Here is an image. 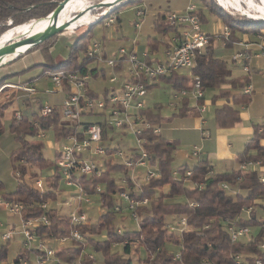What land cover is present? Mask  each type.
<instances>
[{
	"label": "trees",
	"instance_id": "trees-1",
	"mask_svg": "<svg viewBox=\"0 0 264 264\" xmlns=\"http://www.w3.org/2000/svg\"><path fill=\"white\" fill-rule=\"evenodd\" d=\"M58 1L61 0H0V37L9 30V27L12 29V27L24 26L34 22V19L45 17L51 13L56 6L55 2ZM135 1L137 0H128L125 4ZM196 1L201 2L209 11L215 13L227 26L229 37L228 40L223 41L225 47H230L240 41L238 36H254L264 31V21L246 18L247 16L234 17L223 14L220 9L212 7L209 0ZM121 6L113 8L110 12L117 16L116 20H119L118 13ZM102 11L101 8L97 12L102 13ZM195 12L201 22V9L195 10ZM91 15L94 14L91 13ZM98 16L100 15L95 16V19ZM94 25L84 26L86 28L81 30L70 46L67 59L53 66H48L45 62L41 64L45 68L51 67L49 74L59 70L87 72L91 61L81 58L80 54L87 48L85 42L90 38L89 33ZM154 25L155 31L160 34L166 35L178 31L170 25L162 27L159 25L158 19ZM78 27L76 26L75 29ZM217 36L223 40V32L217 33L215 37L210 35V41L204 51L196 55L195 65L189 69V75L173 73L158 79L165 80L172 84L176 90H180L191 88L193 77L197 76L203 90H216L217 94L213 95L212 100L216 101L224 97L225 103L215 109L214 122L217 127L225 130L240 122L238 107L247 105L251 100L250 94L243 92L250 81L248 74L232 77L227 68V61L214 56L212 43L213 38ZM53 37L37 45L38 47L36 46L43 60L49 58V48ZM146 43L152 52H158L159 45H169V42L156 37H147ZM80 51L82 52L79 53ZM119 67L116 66L115 70ZM45 68L36 77L49 75ZM96 72L97 69L91 70L92 75H95ZM9 75L11 74L7 76ZM142 83L146 89L156 85L149 84L144 79ZM4 90L6 88H2L0 93L5 92ZM88 96L95 97L91 92H88ZM26 101L28 102V99ZM7 104L8 102L0 104V118L3 116V110ZM140 114L144 121L150 125V127L144 128L140 134L142 148L146 153L151 154L152 159L149 165L157 172V176L148 182L142 181L140 189L137 190L134 182L130 179V169L113 162L111 157L103 160V169L98 174L78 176L75 179L76 182L87 194L98 196L101 204L99 207L106 209L96 221L75 227L85 239L83 244L72 239L69 235L74 227L67 215L59 213L55 207L48 209L41 207L48 200L56 199V194L60 191L61 177L54 162L43 156V143L38 141L35 135L39 128L44 131L52 129L54 142H58L75 133L74 129L66 127L67 122L60 118L56 109L47 117H38L36 113L32 112H29L28 115L24 111L21 112L19 120L11 116L9 129L16 142V147L11 154V164L17 180V187L14 192L0 197L3 200L23 205L21 211L23 219H35L46 215L50 225L49 227L39 226L36 229L38 233L49 232L53 238L68 239L69 243L66 246L55 249V258L58 261L53 264H96L95 257L93 256L94 259H91L89 253L86 252L88 247L101 257L99 264H237L236 256L240 257L239 264H256L258 260L260 264H264V253L256 249V242L264 236L262 228L264 214L259 212L264 213V184L259 181L256 172H245L239 169L240 164L249 161H260L264 165V125H254L251 138L245 143L242 152L236 155L237 167L229 172L217 173L213 171V166L206 158L198 159L193 167L188 164L174 167L173 156L177 142L162 138L160 134H155L153 131L155 127L160 126L161 117L158 111L144 109V111H140ZM34 122L38 123V128L34 126ZM1 130L0 126V133ZM108 134L107 129L103 130L102 141L110 137ZM115 149L117 147L106 146V151L109 154ZM53 154V158H55L57 154L55 152ZM136 159L135 156L134 160ZM33 167H37L40 171H47L45 177L47 188L44 192L40 193L33 189L31 180L26 183L25 176L29 175L28 169ZM51 170L53 173L50 172ZM188 171H190L189 176L186 175ZM211 171L213 174H210ZM118 175L120 179L116 178ZM239 176H241L240 180H238ZM122 180L125 183H122ZM186 181L192 185H186ZM222 182L229 185L234 194L224 190L220 186ZM99 184H103L105 189L100 188L97 192L96 187ZM200 184L201 188L198 187ZM121 192H126L136 201L147 200V204L135 209L139 218L136 229L131 230L123 226L118 232L120 221L116 226L114 220L121 213V205L119 198L115 202L113 196L115 194L120 196ZM179 196L184 198L183 202L172 201ZM257 206L259 209H256ZM247 207H252L249 218L242 216L243 210ZM182 217L186 220L187 228L180 235L168 230L167 224ZM225 220L241 228L256 227L257 231L251 232L248 240L232 241L222 224V221ZM103 230L106 232L102 239L95 240V236L101 235ZM133 242L136 244L135 248L132 246ZM168 244L179 246L176 258V254L168 249ZM114 245L122 246L121 254L111 251ZM7 247L8 243L0 245V264L8 262ZM141 249L144 252L143 259L139 256ZM31 254L32 251L22 248L18 251V256L24 259H29ZM132 254L136 258H133Z\"/></svg>",
	"mask_w": 264,
	"mask_h": 264
},
{
	"label": "built area",
	"instance_id": "built-area-1",
	"mask_svg": "<svg viewBox=\"0 0 264 264\" xmlns=\"http://www.w3.org/2000/svg\"><path fill=\"white\" fill-rule=\"evenodd\" d=\"M111 12V11H110ZM110 12L103 14L98 13L97 23L100 20H105L106 26H113L118 20L117 16L110 14ZM103 14V15H102ZM146 18V12L141 7L135 9V21L134 28L141 32L142 26ZM169 22L170 26L175 27L178 30L176 33L172 32L169 45L163 50L165 54V62L158 61L156 57L153 58V53L148 48L141 49L139 51L138 44L135 39L130 40L121 45L116 50L117 52H111L108 56L105 50L104 40L93 41L91 47L85 48V51L81 54V58H87L91 63L87 67L86 73L81 72H67L65 70H59L50 73L49 76L53 82L54 88L64 93L63 108L64 119L67 122L66 127L74 129V134L63 138L61 141L54 142L52 145L53 153L57 156L53 162L61 177V182L66 184H73L76 186V192L72 196L71 200L63 203H58L60 207L65 205L68 207V211H61L57 207L59 213H64L70 220L72 227H74L69 234L72 239L81 242H85L83 235L75 229L80 225H87L91 223V219L86 215L82 209V201L85 203L91 202V195L87 194L82 187L76 182V178L80 175L90 176L95 173H99L103 169V160L111 157L113 162H117L130 169V179L134 182L137 190H139L141 182H148L151 178L157 176V172L151 167L150 160L151 154L146 153L142 148V138L140 134L144 128L150 127L148 123L144 121V118L140 114L144 106L143 97L146 93V87L143 85L144 79L149 84H155V81L159 77L170 76L173 73H177L178 70H189L195 65V58L198 53L204 51L208 42L210 41V35L213 37L216 34L204 33L201 30V22L199 16L195 12L194 5L187 4L183 13L170 12L164 17ZM86 26V25H83ZM223 29V41L228 40L229 31L227 26L224 25ZM220 38V36H217ZM214 39V38H213ZM240 48L233 53L231 61L239 64L245 72L249 71V62L252 57L248 43L244 41L236 42ZM115 50V51H116ZM264 54V53H263ZM107 63L110 68L114 69L116 66H120L116 71L123 70L125 67V74L120 76L119 80H116L113 76L109 78V81L116 83V86H112L110 89H106L102 97H89L88 96V84L92 79H95L99 75L104 74V68L99 67L101 63ZM153 63H156L154 65ZM97 69L95 75L91 74V70ZM31 82V81H28ZM17 86L20 93H24V96L29 95L33 89L27 84V82L14 84ZM3 86L2 88H6ZM66 87V89H64ZM1 88V89H2ZM0 89V90H1ZM243 92L250 94V85H247ZM204 90L201 88L200 79L197 76L193 77V85L189 89H180L174 95L180 97V102L186 96H190L194 100H199L203 97ZM27 97V96H26ZM6 98L8 96L6 95ZM29 99V98H27ZM30 102V101H28ZM106 109L109 112L106 113ZM203 106H200V110L203 111ZM55 107L45 104L39 106L36 114L38 117H47L52 114ZM101 114L104 115V120L98 123L81 122V117L85 115ZM19 120L21 118V112L15 111L13 116ZM35 127H39L37 122H34ZM107 129L110 132H116L119 134H125L126 130H132L135 134V145L128 147L127 152H124L122 147L116 146L117 149L113 150L111 154L107 153L106 147L102 144V132ZM155 134H160V128L155 127L153 129ZM46 131L38 129L35 138L41 140L45 137ZM109 137V134H108ZM111 137L106 140H110ZM132 148V149H131ZM93 155L102 156L98 161L93 159ZM192 156L198 155L196 148L191 151ZM137 157L134 160V157ZM137 167H144L143 173L135 174L134 170ZM241 171L256 172L259 181L264 184V165L260 161H249L242 163L239 166ZM53 173V170L50 171ZM210 174H213L211 171ZM16 175H18L16 173ZM190 175V171L186 173ZM241 176L238 177V180ZM125 183L124 180L121 181ZM31 186L36 191L44 192L47 188L46 181L43 178L31 180ZM186 185L191 186L189 181L185 182ZM220 186L224 188L228 193L234 194L233 189L226 183H220ZM199 188L202 185H198ZM100 190V186L96 187V191ZM59 192H57L58 194ZM56 194V195H57ZM124 201V206L129 211L131 218L136 223L138 222V214L136 207L146 205L147 200L136 201L130 197L126 192H121L119 204ZM42 209H48L50 206L48 202L41 205ZM0 208L8 210L10 213L19 217L21 230L18 232L22 235V242L19 249L32 251L29 259H24L16 256L12 261H8L5 264H45L47 261L53 260L57 262L55 258V247L53 242L59 244L65 243L67 238H53L51 233L43 232L38 233L37 228L39 226L49 227V220L46 215L35 219H23L21 211L23 205L18 202H9L3 200L0 197ZM79 210H78V209ZM119 209V208H118ZM252 207H247L243 210L242 216L249 218ZM224 228L232 241L248 240L251 235V231L248 227H237L228 220L222 221ZM168 230L176 235H180L186 227V220L184 217L167 224ZM264 229V224H262ZM13 231V230H11ZM49 231V230H48ZM121 231V226L118 228V232ZM11 232L1 234V241L8 243L10 240ZM256 249L264 253V236L256 242ZM178 254L175 255V258ZM91 259L92 254H89ZM240 257L236 256V262L239 264ZM79 264V263H75ZM256 264H260L258 260Z\"/></svg>",
	"mask_w": 264,
	"mask_h": 264
},
{
	"label": "rangeland",
	"instance_id": "rangeland-1",
	"mask_svg": "<svg viewBox=\"0 0 264 264\" xmlns=\"http://www.w3.org/2000/svg\"><path fill=\"white\" fill-rule=\"evenodd\" d=\"M99 0H78L71 4V6L58 18V24L61 23V19L69 18L73 12H80L81 10H84L89 4L97 2ZM115 1H112L110 4H113ZM228 1L227 3H225ZM234 1V2H233ZM209 2L212 4V7L215 9H220L223 14H229L234 17H246L243 14H241L239 11H236L235 9H232V7H239L240 10L244 11L243 13L252 15L250 18L254 20H264V0H220V3L225 4L228 9H223L220 7L215 0H209ZM186 4H192L194 5L195 10L199 11L201 9L202 12V20H201V30L204 33L209 34H217L221 30L223 31V22L217 17V15L211 11H209L201 2H198L196 0H137L135 2L127 3L121 6L118 17L119 20L116 22L113 26H106L105 20L100 21V23H97L93 26L92 31L89 33L90 38L85 42L87 47H91L93 41H99L104 40L105 44L108 41H113L114 43L118 41V43H122L125 45L124 41L118 40V37L123 36L128 38V41L131 39H134L136 37L139 38V35L141 34L140 31L135 30L133 24L135 21V9L138 7H141L145 10L146 14L151 15L152 13L155 14L156 19H158L159 25L162 27H166L169 25V22L166 21L163 17L167 16V13L170 12H176V13H183V8ZM240 4V5H238ZM105 8V7H104ZM103 9V8H102ZM250 12H249V11ZM98 11V10H97ZM96 12H93L94 15H88V16H82L78 19L77 22H73L71 24H74V26H79L78 28L74 30H63L56 35H54L51 43V47L49 48V58H45L43 61L48 66L56 65L58 62L65 60L69 57V50L70 46L74 43L75 39L79 35L82 29L86 28L84 24H89L92 20L95 19V16L97 14ZM262 11V12H261ZM248 18V17H246ZM200 19V18H199ZM28 25L15 27L10 29L9 27L7 30L8 32H11V38L8 40H15L16 36H20L21 34H27L28 31ZM73 25H70L71 27ZM46 27V26H44ZM144 27V26H143ZM4 36V33L3 35ZM1 36V37H2ZM0 37V38H1ZM7 40V41H8ZM0 44L3 45L5 42ZM127 43V42H126ZM41 44V43H40ZM39 44V45H40ZM213 51L214 56H226L227 60V66L228 68L233 71L234 74L238 73L239 69L237 68V63L235 65V62L231 61V56L233 55L234 51H232V48H227L223 44V40L221 38H214L213 39ZM38 47V46H37ZM118 48V47H117ZM116 48V49H117ZM163 46L159 45L158 52L153 55V58L156 57L158 61L165 62V54L162 51ZM80 51L79 53H81ZM117 52V50L115 51ZM34 55H41L39 50L33 47L28 52L21 54L20 56L16 57L15 59L11 60L9 63H7L4 66H0V89L3 86H7L5 92L0 93V104L8 102L7 106H5L3 110V116L0 118V126H1V133H0V196L6 195L9 193H12L15 191L17 187V180L15 177V173L13 170V166L11 164V154L13 150L16 147V142L14 140L13 134L10 132L9 129L10 123H11V116H13L15 111H21L23 113H26L29 115V112L37 111L39 106L48 104L57 110L59 116L61 119H64V108H63V97L64 93L60 90L53 89L54 85L49 75H44L40 77H36L40 73V71L45 68L43 66H31L33 64L32 57ZM81 55V54H80ZM110 55V54H109ZM108 55V56H109ZM7 58V56H5ZM32 58V59H31ZM47 59V60H46ZM3 60V59H1ZM156 65V63H153ZM31 66V67H30ZM99 67L104 68V74L99 75L95 79H92L90 83L88 84L89 91L96 95L97 97H102L106 89H110L112 86H116V83H112L109 81V78L113 76L116 80L120 79V76H123L125 72V67L123 70L116 71L109 67V65L105 63L99 64ZM47 73L49 74V71L51 70V67L45 68ZM13 73V74H12ZM179 74L189 75L190 71L187 69H181L178 70ZM8 74H11L7 76ZM6 76V77H5ZM32 82H27V84L30 86L33 91L26 95L28 101H30L31 107L27 108L23 104V99L20 96V90H18L16 82H23L30 78H33ZM3 78V80H2ZM155 86L147 89L146 93L143 97L144 106L142 110L144 109H152L154 112L158 111L159 116L161 117L160 122V134L165 136L167 140H172L177 142L176 148H175V155L178 153H183L188 150H191V148L195 145L196 147L201 144L200 140L203 139L200 135V133L196 130H194L191 122L192 119L189 121L182 120V117L177 116L180 112L181 108V102L180 97H175L174 95L177 93L176 90L172 84H169L165 80L157 79L155 81ZM211 91L208 90L206 92L207 97L210 96ZM6 95L8 98H6ZM189 98V101L193 102V98H191L189 95L186 96ZM264 100V98H262ZM109 112V109H106V113ZM203 115V114H202ZM143 117V116H142ZM208 117L206 113L203 116ZM207 119V118H206ZM104 120V115L101 114H92V115H85L81 117V122H91V123H98L102 122ZM109 136L111 137L110 140L102 141V144L109 148H114L116 146L122 147L124 152H127L128 147H133L135 145V134L132 130H126L125 134H119L110 132ZM207 137V135H205ZM38 140V139H37ZM43 143V156L50 160H54V154L53 150L48 147L49 143H54V136L53 131L47 130L45 133V137L39 140ZM193 149V148H192ZM102 156L100 155H93V159L95 161H98ZM188 163L192 164L196 161V158H189ZM179 163L177 159L173 161V166H177ZM145 170L144 167H137L134 170V175L143 173ZM41 172V173H40ZM29 175L25 176L26 183L27 181L37 179L38 177L45 179L47 176V171H40L37 167H33L28 169L27 172ZM40 174V175H39ZM36 175V176H35ZM34 176V177H33ZM116 178L120 179V176H116ZM100 188L102 190L105 189V186L103 184H99ZM76 192V186L73 184H66L61 182L60 184V191L56 195V199L54 200H48V204L50 207H57L61 211H68V207L65 205L58 206V203H63L67 201V199L72 198V196ZM91 202L85 203L82 201V209L85 211L86 215L91 219L92 222L96 221L100 214L104 211H106L105 208H101L98 196H91ZM120 200V196L118 194H115L113 196V199L115 202ZM172 201L174 202H183L184 198L182 196L174 198ZM124 201L121 203V210L118 214V217L114 220V225H119L121 227L126 226L128 229H136V223L131 218L129 211L126 209V206H124ZM259 209L257 206L256 209ZM78 209V208H77ZM79 210V209H78ZM256 211V210H255ZM261 214H264L263 212L259 211ZM256 227H250V231L253 232ZM13 230V231H11ZM21 230L20 227V220L19 217L15 214L10 213L8 210L4 208H0V243L1 241V234L11 232L10 234V240L8 241V257L10 261L13 259L10 258L13 255H15L16 247H18L22 242V235L18 232ZM257 231V230H255ZM105 230L102 231L101 235L95 236V240H101L102 236L105 234ZM69 243L67 240L63 244H59L57 242H53V246L55 248H60L62 246H66ZM133 248L136 247L135 242L132 243ZM168 249L171 250L174 254H177L179 251V246H174L172 244L167 245ZM112 252H118L122 253V246L121 245H114L111 248ZM87 253H91L95 259L96 264H99L101 262V257L98 255V253H95L92 248H86ZM139 256L141 259L144 258V252L141 249L139 252ZM133 258H136L132 254ZM57 260V258H56ZM9 261V260H8ZM9 261V262H10ZM53 260L47 261L45 264H53Z\"/></svg>",
	"mask_w": 264,
	"mask_h": 264
},
{
	"label": "crops",
	"instance_id": "crops-1",
	"mask_svg": "<svg viewBox=\"0 0 264 264\" xmlns=\"http://www.w3.org/2000/svg\"><path fill=\"white\" fill-rule=\"evenodd\" d=\"M186 5L184 6L183 10L185 9ZM156 20L157 19L154 13H152L151 15L146 14V18L143 24L144 27L142 26L141 34L139 35V38H134L137 41L139 51L146 48L150 50V47L146 43L147 37H156L158 39L160 38L167 41V43L171 40L172 33H167L166 35H164L155 31L154 23ZM70 25L73 26L68 27L67 30H74L76 26H74V24ZM222 32L223 31L221 30L219 33ZM238 38L241 39L240 41L248 43V49L252 55L249 62L250 69L248 72H245L242 67L237 64V68L239 69V71L238 73L234 74L233 71L228 68V66L227 68L232 77H239L243 76L244 74H248L250 81L249 85L251 89V100L247 105L238 107L240 110V122L224 130V128L217 127L214 122L215 109L224 105L225 103L224 97L219 98L216 101L212 100L213 95L217 94L216 90H204L203 97L199 100L193 99V102L189 101V98H183V100L181 101L180 112L177 116L182 117L181 119L186 121L192 119L191 124L194 130L198 131L203 139L200 140L201 144L199 145V147H196L195 145L192 147L193 149L196 148L198 150L197 156L191 155L192 148L188 151L185 150V152L183 153H178V156L174 153L173 157H175V160L177 159V161L179 162L177 163L178 165L188 164L189 166L193 167L198 159L206 158L210 162V165L213 166L214 172L223 173L234 170L237 167L236 155L242 152L245 143L251 138L254 131V125H264V100H262V98H264V31L258 35H251L248 37L242 35L238 36ZM118 40H122L124 41V43L129 42L128 38L123 36L118 37ZM121 45L123 44H119L118 41H116L115 43L113 41L106 42L104 46L106 54L108 55L111 52H115L116 48L120 47ZM162 46L163 51L166 48V45L162 44ZM227 48H232V51H234L235 53V51L238 50L240 46L234 43ZM152 53L156 54L157 52L153 51ZM32 58L31 59L33 64L31 66H42L41 64L44 61L41 55H34V57ZM219 58L226 60V56H221ZM34 78L35 77L23 82H28L29 80L33 81ZM23 82H16V84ZM224 87L227 88V86ZM208 90H210L211 93L210 96L207 97L206 92ZM20 96L23 99V104L26 107L30 108L31 104L30 102L26 101L27 97L24 96V93H21ZM200 106H203V111L200 110ZM32 113H36V111H33ZM205 113L208 117L204 118L203 116ZM205 135H207V137H205ZM161 137L167 139L163 135H161ZM53 144H48V147L52 150ZM193 157L196 158V161L192 164H189L188 159ZM66 211L67 210H65V212ZM2 244L4 243L1 242L0 245ZM19 247L20 245L16 247L15 255L10 258L13 259L16 256ZM8 260L10 261L9 257Z\"/></svg>",
	"mask_w": 264,
	"mask_h": 264
},
{
	"label": "water",
	"instance_id": "water-1",
	"mask_svg": "<svg viewBox=\"0 0 264 264\" xmlns=\"http://www.w3.org/2000/svg\"><path fill=\"white\" fill-rule=\"evenodd\" d=\"M70 1L71 0H61V1L55 2L56 6L51 11V13H49L45 17L34 19V21H39L40 19H48V18L51 19V21H52L51 25L46 30H44L43 32L33 34V35L21 34L20 36H16L18 38H16L15 40H8L6 42V44L1 45L0 46V58L5 56V55H10V54H16V57H18L21 54H24V53L28 52L29 50H31L33 47L35 48V46H37L40 43L44 42L45 40L51 38L52 36L56 35L57 33L65 30L71 23L77 22L78 19L80 17H82L85 13H93V12H96L97 10H99L101 8H104V7H109L110 10L108 12H110L113 10V8H116L118 6L125 4L128 0H117L113 4H107L104 0H99L97 2L89 4L84 10H81L80 12H75V13L73 12V14H71V17L68 20H66L64 23L58 24V17L60 15V13L65 9V7L67 6V4ZM108 12H106V13H108ZM259 21H264V20H259ZM96 23H97L96 20H92L86 26L89 27V26L94 25ZM12 28H14V27H12ZM22 44L27 45L26 48L24 49V51H17L16 52L15 49H13V47H15L17 45H22ZM7 63L6 62L0 63V66H4Z\"/></svg>",
	"mask_w": 264,
	"mask_h": 264
},
{
	"label": "bare ground",
	"instance_id": "bare-ground-1",
	"mask_svg": "<svg viewBox=\"0 0 264 264\" xmlns=\"http://www.w3.org/2000/svg\"><path fill=\"white\" fill-rule=\"evenodd\" d=\"M75 1H78V0H71L68 4H67V6L65 7V9L60 13V15H59V17L61 16V14H63L70 6H71V4L73 3V2H75ZM107 4H110L112 1H115V0H104ZM216 1V3L220 6V7H222L223 9H228L227 8V6L225 5V4H222V3H220V0H215ZM228 1H226L225 3H227ZM234 2V1H233ZM228 4V3H227ZM238 5H240V4H238ZM232 9H235L236 11H239L241 14H243L244 16H247V17H251L252 15H250V14H246V13H243L244 11H242V10H240L241 8H239V7H232ZM110 9H109V7H105V8H103V14H105L106 12H108ZM262 12V11H261ZM91 13H85L83 16H88V15H90ZM102 14V15H103ZM58 17V18H59ZM71 17V16H70ZM69 17V18H70ZM69 18H65V20H63V19H61V23H64L66 20H68ZM94 20H97V19H94ZM51 23H52V21H51V19H40L39 21H34V22H30V23H27V24H25V25H28L27 27L29 28L28 29V31H27V34H29V35H33V34H37V33H41V32H43L44 30H46L50 25H51ZM60 23V24H61ZM24 25V26H25ZM44 26H46V27H44ZM70 26V25H69ZM68 26V27H69ZM67 27V28H68ZM66 28V29H67ZM26 34V35H27ZM3 35V34H2ZM1 35V36H2ZM11 35H12V33L11 32H8L7 33V31L4 33V36H2L1 38H0V44L1 43H3L4 41H7L8 39H10L11 38ZM6 43V42H5ZM4 43V44H5ZM26 44H22V45H17V46H15V47H13V49H15V51L17 52V51H24V49L26 48ZM5 56H7V58L5 57ZM5 56H3V57H1L0 58V63H4V62H8L9 63V61L10 60H13L15 57H16V54H10V55H5ZM1 59H3V60H1Z\"/></svg>",
	"mask_w": 264,
	"mask_h": 264
}]
</instances>
